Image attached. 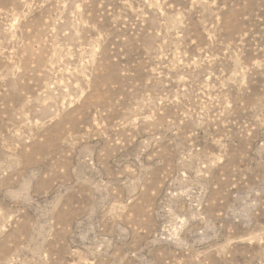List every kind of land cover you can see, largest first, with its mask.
<instances>
[{"label":"rangeland","instance_id":"374dc122","mask_svg":"<svg viewBox=\"0 0 264 264\" xmlns=\"http://www.w3.org/2000/svg\"><path fill=\"white\" fill-rule=\"evenodd\" d=\"M0 264H264V0H0Z\"/></svg>","mask_w":264,"mask_h":264}]
</instances>
